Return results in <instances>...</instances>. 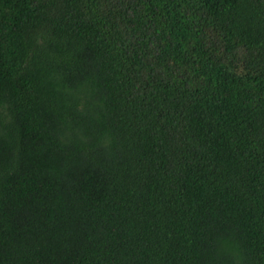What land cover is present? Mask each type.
<instances>
[{
  "label": "trees",
  "instance_id": "trees-1",
  "mask_svg": "<svg viewBox=\"0 0 264 264\" xmlns=\"http://www.w3.org/2000/svg\"><path fill=\"white\" fill-rule=\"evenodd\" d=\"M0 264H264V0H0Z\"/></svg>",
  "mask_w": 264,
  "mask_h": 264
}]
</instances>
